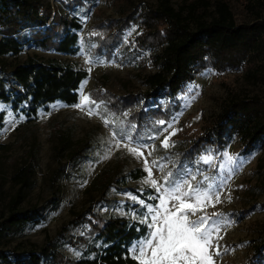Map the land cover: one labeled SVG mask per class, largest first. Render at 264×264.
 <instances>
[{
    "label": "trees",
    "instance_id": "trees-1",
    "mask_svg": "<svg viewBox=\"0 0 264 264\" xmlns=\"http://www.w3.org/2000/svg\"><path fill=\"white\" fill-rule=\"evenodd\" d=\"M234 1L250 22L237 24L226 0H183L177 7L172 0H157L156 6L147 11H140L132 0H112L120 8L118 19L101 17L99 10L93 12V23L82 37L89 57L109 59L119 46L122 32L137 26L139 32L133 42L120 49V61L129 60L143 70L149 66L156 69L143 75V89H136L125 80L120 95L99 84L88 91L97 113L109 121L115 137L127 138L130 132L132 142L141 138L139 143L147 144L162 134L179 108V93L206 68L218 73L242 69L249 84L264 85V0ZM94 5V0H56L52 5L45 0H0V103L10 106L13 113L24 112L28 121L36 118L41 107L56 101L77 103L79 86L87 77V71L78 64L36 56L11 63L6 59L16 57L28 45L44 52L76 54L77 32L82 29L79 15H88ZM143 52L150 54L136 61ZM162 99L164 104H158ZM4 118L5 113L1 112L0 128ZM201 131L191 144L168 150L167 157L173 162L169 168L172 180L179 178L206 149L221 150L232 137L240 140L245 152L264 140V98L231 91L221 102L218 114ZM53 134L56 158L65 159L51 173V181L56 182L62 176L68 177V165L77 169L99 145L87 140L74 142L71 132L62 131L60 125L53 126ZM35 166L33 157L32 162L12 175L18 188L0 215V246L42 219L37 208H21L25 190L33 186L30 178ZM145 175L142 168L108 167L91 181L88 192L105 199L114 187L139 195L129 183L140 181ZM147 190L155 193L154 189ZM58 206L55 201L54 208ZM70 215L64 232L70 227H88L81 235L67 237L68 244L80 252L79 257L69 258L47 239L37 252H28L27 259L12 254V261L0 250V263L137 264L128 247L145 235V226L109 210L97 213L89 208L71 211ZM248 263L264 264V238L255 245Z\"/></svg>",
    "mask_w": 264,
    "mask_h": 264
},
{
    "label": "rangeland",
    "instance_id": "rangeland-1",
    "mask_svg": "<svg viewBox=\"0 0 264 264\" xmlns=\"http://www.w3.org/2000/svg\"><path fill=\"white\" fill-rule=\"evenodd\" d=\"M45 1L51 5L56 2ZM132 1L140 11L153 9L157 3V0ZM182 1L172 0V3L177 7ZM226 1L237 24L250 22V17L236 1ZM94 2L95 5L88 15H79L82 29L77 32L76 54L44 52L28 45L16 57L6 59L8 63L23 61L29 56L70 61L85 69L87 77L79 86L77 103L68 105L56 101L41 107L32 121H28L24 112L13 113L10 106L0 103V113H5L4 124L0 128V215L5 212L9 199L18 188L11 180L12 175L19 167L32 162L33 157L36 165L30 178L33 186L25 190L21 208L35 207L42 215L39 224L27 227L8 242L4 241L0 250H3L12 261H14L12 254L18 255L19 259H27L28 252H37V248L43 246L49 239L64 255L69 258L79 257L80 252L68 244L67 237L85 233L88 230L87 225L70 227L67 232H64L63 226L70 220L71 211L91 208L97 213L109 210L121 217L129 216L136 223L146 227L145 235L131 242L128 247L132 256L133 245L143 240L151 231L149 225L152 214L148 212V206L155 208L159 204L156 198L159 194L150 183L145 182L148 179L144 163L146 157L147 167L152 169L153 178L162 188L166 180L169 181V187L172 182L183 180L201 189H208L211 186L213 192L220 194L221 202L205 210L209 217L213 213H219L218 219L222 221L223 239L218 241L222 255L216 257L217 264H249L255 245L264 238V140L258 141L251 150L245 152L240 140L232 137L221 150L206 149L205 153L194 159L193 164L175 180L168 176L173 162L167 157V152L191 144L201 134L203 125L218 114L221 102L231 91L240 96L257 95L264 98V85L249 84L243 77L242 69L223 73L211 68L204 69L179 93L177 97L179 108L166 123L162 134L155 136L149 143L142 144L145 146L142 149L144 157L133 155L128 149L136 147L137 143L130 142L128 138L115 137L109 123L106 124V119H102L97 113V105L83 104V97H88V91L93 89L95 84L117 94L121 92L120 88L125 80L134 88L143 89L141 82L143 75L156 69L149 66L143 70L140 65L137 67L129 60L120 61V49L133 42L139 32L137 26H131L122 32L119 46L109 59L88 56L82 37L93 23V12L99 10L101 17L113 19L120 17V8L115 7L112 0ZM149 54L150 52L140 53L136 61L146 58ZM164 102L162 99L158 104L163 105ZM89 109L92 110V115L88 114ZM59 125L62 131L71 132L74 142L87 140L98 144L99 147L95 148L94 153L81 162L77 169H72L68 165L66 168L68 177L62 176L56 182H52L51 173L58 167V162L65 163V159L56 158L53 150L55 146L53 126ZM173 131L175 135H171ZM168 136L171 146L165 149L162 141ZM228 157H232V160L229 161ZM205 158H209L211 162L205 163ZM108 167L119 170L142 168L146 173L145 177L129 183L140 196L128 190H116L114 187L109 190L105 199H101L96 193H89L91 181ZM181 187L186 190L187 183ZM147 188L154 189L155 193L149 194ZM55 201L59 202L56 209ZM200 215L202 213L197 212V215L191 218L197 219Z\"/></svg>",
    "mask_w": 264,
    "mask_h": 264
},
{
    "label": "snow or ice",
    "instance_id": "snow-or-ice-1",
    "mask_svg": "<svg viewBox=\"0 0 264 264\" xmlns=\"http://www.w3.org/2000/svg\"><path fill=\"white\" fill-rule=\"evenodd\" d=\"M95 103L90 97H83V104ZM83 107V105H80ZM89 115L92 110L89 109ZM105 123H109L105 120ZM163 124V122H160ZM134 127V126H132ZM171 135H175L173 131ZM131 142V133L127 134ZM137 140L136 147H129V151L138 157H144L145 146ZM170 136L165 137L162 146L167 149ZM128 147V145H125ZM151 153H149L150 155ZM229 161L232 157H228ZM205 163H210L209 158L204 159ZM144 163L148 173L146 183H150L159 194L157 207L148 206V212L152 214L151 231L141 241L133 245L132 258L137 264H217L216 257L222 255L219 240L221 235L222 221L218 219L219 213H213L211 217L206 214V208L215 207L220 203V194L208 189L194 187L190 182L178 180L172 182L165 181L162 188L157 180L153 178V171L147 167L148 160L145 157ZM171 173L168 174L171 177ZM194 180L195 177L193 176ZM187 183L186 190L181 185ZM135 199V198H134ZM197 212L202 213L197 219H192ZM227 251V249H224Z\"/></svg>",
    "mask_w": 264,
    "mask_h": 264
}]
</instances>
